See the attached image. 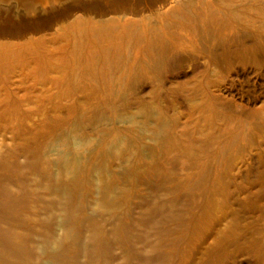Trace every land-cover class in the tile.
<instances>
[{
  "label": "bare ground",
  "instance_id": "bare-ground-1",
  "mask_svg": "<svg viewBox=\"0 0 264 264\" xmlns=\"http://www.w3.org/2000/svg\"><path fill=\"white\" fill-rule=\"evenodd\" d=\"M80 1L0 13V264H264V0Z\"/></svg>",
  "mask_w": 264,
  "mask_h": 264
},
{
  "label": "rangeland",
  "instance_id": "rangeland-1",
  "mask_svg": "<svg viewBox=\"0 0 264 264\" xmlns=\"http://www.w3.org/2000/svg\"><path fill=\"white\" fill-rule=\"evenodd\" d=\"M73 1L74 0H0V13H2L1 15L2 18H4L5 16L4 13H6L5 17H7V19L11 21L12 17H13L12 18L13 20L25 17V10H29V9L33 10L32 8L35 7L36 2L39 3L37 5L41 6L40 9L46 8L47 11H55L56 9H62V6H63L62 4H65V5L68 4V6H72L74 4ZM84 1L86 0H83V1L81 0L80 2L81 3L83 2L82 4L84 5L88 3V5L90 6L96 0H91V3H90V0H87L86 3H84ZM72 13L73 12L69 14V17H73L75 15V12L73 13V15ZM50 26L55 27L54 29H57L60 27L58 23L50 24ZM1 134L3 133H0V136H2ZM3 135L8 136V134L7 135L3 134ZM0 175H2L1 172H0ZM247 252H249V250H246L244 253H241L242 255L240 256L238 255L236 257L237 261L240 260L242 262V263L239 262V264H248V262L249 264H254L250 256L251 254ZM247 254H249V256ZM239 257H242V259H239ZM246 257H248V259H246ZM236 259L233 262L231 260L226 261L224 264H228V262L232 264H238V262L235 263Z\"/></svg>",
  "mask_w": 264,
  "mask_h": 264
}]
</instances>
